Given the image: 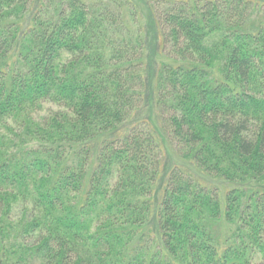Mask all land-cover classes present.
<instances>
[{
	"label": "trees",
	"instance_id": "16d2710c",
	"mask_svg": "<svg viewBox=\"0 0 264 264\" xmlns=\"http://www.w3.org/2000/svg\"><path fill=\"white\" fill-rule=\"evenodd\" d=\"M137 1L0 0V264H264V0L145 1L154 68Z\"/></svg>",
	"mask_w": 264,
	"mask_h": 264
},
{
	"label": "rangeland",
	"instance_id": "374dc122",
	"mask_svg": "<svg viewBox=\"0 0 264 264\" xmlns=\"http://www.w3.org/2000/svg\"><path fill=\"white\" fill-rule=\"evenodd\" d=\"M145 1L147 0H141L137 1L138 8H139V14L141 16V23L146 28L145 36H146V46H145V62L151 64V67H155V65L166 62L167 59L164 57L162 49L160 50V38H157V34L155 33L153 22L149 18L148 10L146 8ZM158 48V49H157ZM57 107L54 104H44L43 109L38 111L37 116L42 117L47 114L48 109H56ZM148 107L143 112V115H147ZM174 157V156H173ZM175 158V157H174ZM218 186H220V190L223 191L224 189L228 188L227 184H220L217 183Z\"/></svg>",
	"mask_w": 264,
	"mask_h": 264
}]
</instances>
